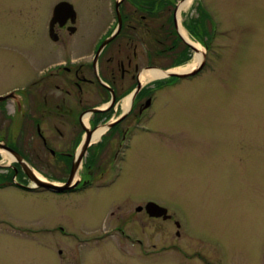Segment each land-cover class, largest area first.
I'll use <instances>...</instances> for the list:
<instances>
[{"label":"rangeland","instance_id":"rangeland-1","mask_svg":"<svg viewBox=\"0 0 264 264\" xmlns=\"http://www.w3.org/2000/svg\"><path fill=\"white\" fill-rule=\"evenodd\" d=\"M57 1L0 0V94L24 86L27 68L33 73L66 54L48 38ZM200 2L216 30L212 39L209 28L200 31L204 54L209 47L205 66L189 78L149 82L153 131L138 134L118 183L51 203L46 196L0 191V264H72L75 250L82 264H264V0ZM106 3L83 0L82 17L89 20L81 25L83 43L99 33V15L89 10ZM175 56L162 63L172 64ZM194 57L191 48L179 67ZM141 196L176 215L182 231L163 216L139 214L135 207L143 199L125 204ZM120 224L142 245L119 232L98 244H79L59 232L12 230L57 225L83 235Z\"/></svg>","mask_w":264,"mask_h":264},{"label":"flooded vegetation","instance_id":"flooded-vegetation-1","mask_svg":"<svg viewBox=\"0 0 264 264\" xmlns=\"http://www.w3.org/2000/svg\"><path fill=\"white\" fill-rule=\"evenodd\" d=\"M179 1L184 0H107L100 5L102 10H89L99 15L96 21L99 33L96 40L92 38L87 44L82 41L87 40L86 32L85 37L79 38L81 25L89 21L82 17V13L86 15V10H81L83 0H58L53 5L48 38L56 45L55 50L64 47L66 54H60L58 61L33 73L26 67L24 86L0 94L10 95L8 100L0 102V144L20 159L4 153L10 160L5 162L0 155V191L46 196L45 199H50L46 203H51L58 196L109 189L118 183L126 154L136 144L138 134L153 131L151 122L156 102L150 83L141 81L142 73L155 67L173 70L183 65L181 61L191 47L179 35V24L194 42L201 41L203 4L194 0L196 3L188 8L189 12L185 15L186 11H182L178 18L176 2ZM62 3L69 5L57 10ZM205 49L208 56L209 50ZM174 56L172 64L162 63ZM95 136L98 138L93 140ZM24 166L41 183L33 181ZM75 166L77 174L70 190L56 192L42 186V183L67 184ZM139 199L145 201L135 209L139 214L153 217L146 207L154 202L147 196L129 198L125 204ZM112 214L115 216V212ZM171 215L168 221H174L178 227L179 219ZM7 223L12 224L5 220ZM180 229H183L181 222ZM12 230L34 236H56L59 232L79 244H98L119 232L127 241L142 245L141 240L128 233L125 224L111 228L109 233L87 230L83 235H74L57 225ZM75 252L72 264H82L79 251Z\"/></svg>","mask_w":264,"mask_h":264},{"label":"water","instance_id":"water-1","mask_svg":"<svg viewBox=\"0 0 264 264\" xmlns=\"http://www.w3.org/2000/svg\"><path fill=\"white\" fill-rule=\"evenodd\" d=\"M66 5H69L68 3H62L58 6L57 10L63 8L64 6ZM58 12H56L57 14ZM54 23V22H53ZM177 29H178V33L180 35V32H179V27L177 26ZM118 32V31H117ZM116 35V33L111 37L109 38L100 48L99 50V53L105 48V46L114 38V36ZM181 36V35H180ZM181 38L183 39V41L188 44L193 50L194 48L187 42L185 41V39L181 36ZM205 63H206V54H204V59L202 61V63L194 70L190 71V72H187V73H172V72H169L168 70H161L163 72H168V74L164 77V78H171V77H177V78H188V77H191V76H194L196 75L198 72H200L203 67L205 66ZM153 69H159V68H153ZM160 70V69H159ZM10 98V95L8 96H0V102H3L5 100H8ZM0 150H2L4 153H7L9 154L11 157H14L15 159L17 160H20L19 157L17 156V154L10 150L9 148H7L6 146H4L3 144L1 145L0 144ZM24 169L27 173L28 176H30V178L35 181V182H38L37 184L41 183L39 182L40 180L37 178V176L34 175V173L30 170V168H28L27 166H24ZM77 174V170H76V166L74 167L72 173H71V176H70V179L68 181L67 184L61 186V185H56V184H51V183H42V186L52 190V191H56V192H63V191H67V190H70L72 188V182L73 180L75 179V176ZM147 209V212L153 216V217H161L163 216L164 219H170L172 218L171 215L168 214V210L166 208H163L155 203H149L146 207ZM177 225L179 226L180 224L177 223Z\"/></svg>","mask_w":264,"mask_h":264},{"label":"bare ground","instance_id":"bare-ground-1","mask_svg":"<svg viewBox=\"0 0 264 264\" xmlns=\"http://www.w3.org/2000/svg\"><path fill=\"white\" fill-rule=\"evenodd\" d=\"M193 1L194 0H184V1L179 3L178 9H177L178 18L180 17V14H181L182 11H186L191 6ZM179 32H180V35L185 39V41H187L194 48L195 57H194V61L190 65H188L187 67H185V68L179 67V68L170 70L169 72H172V73H187V72H190V71L196 69L202 63V61L204 59V51L202 49V46L199 45L198 43L194 42L190 38V36L188 35L187 31L180 24H179ZM167 74H168V72H163V71H161L159 69H151V70H148V71H145L144 73H142L141 81L147 83V82H150V81L157 80L159 78H163ZM97 138L98 137L95 136L93 140H96Z\"/></svg>","mask_w":264,"mask_h":264},{"label":"trees","instance_id":"trees-1","mask_svg":"<svg viewBox=\"0 0 264 264\" xmlns=\"http://www.w3.org/2000/svg\"><path fill=\"white\" fill-rule=\"evenodd\" d=\"M200 15H201V27L199 28V33H201L200 31L203 32V30L205 31L206 33V29L209 28V33H210V37L212 39V36H214L216 34V30H215V27L212 26V28L208 25V21L211 19V16L206 12V10H204L202 7L200 9ZM194 26V24H193ZM197 28L194 29V31L192 33H194V35L197 34ZM201 40H202V37H201ZM207 49H209V47L207 46ZM188 51V50H187ZM187 60L186 58V55H185V61ZM185 61H183L185 63ZM183 62L181 64H183Z\"/></svg>","mask_w":264,"mask_h":264}]
</instances>
